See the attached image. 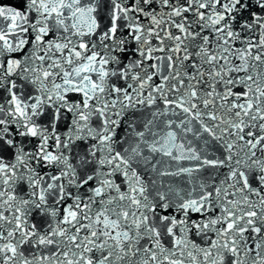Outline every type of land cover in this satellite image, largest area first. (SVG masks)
Masks as SVG:
<instances>
[{
	"label": "snow or ice",
	"instance_id": "1",
	"mask_svg": "<svg viewBox=\"0 0 264 264\" xmlns=\"http://www.w3.org/2000/svg\"><path fill=\"white\" fill-rule=\"evenodd\" d=\"M0 264H264V0H0Z\"/></svg>",
	"mask_w": 264,
	"mask_h": 264
},
{
	"label": "water",
	"instance_id": "2",
	"mask_svg": "<svg viewBox=\"0 0 264 264\" xmlns=\"http://www.w3.org/2000/svg\"><path fill=\"white\" fill-rule=\"evenodd\" d=\"M3 2H5V3H13V2H15V0H3Z\"/></svg>",
	"mask_w": 264,
	"mask_h": 264
}]
</instances>
